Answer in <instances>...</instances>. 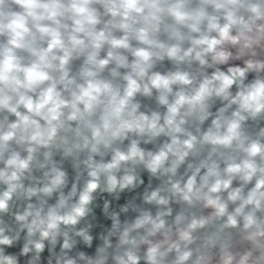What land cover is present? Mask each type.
<instances>
[{"label": "clouds", "instance_id": "1", "mask_svg": "<svg viewBox=\"0 0 264 264\" xmlns=\"http://www.w3.org/2000/svg\"><path fill=\"white\" fill-rule=\"evenodd\" d=\"M0 264H264V0H0Z\"/></svg>", "mask_w": 264, "mask_h": 264}]
</instances>
